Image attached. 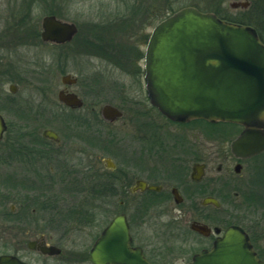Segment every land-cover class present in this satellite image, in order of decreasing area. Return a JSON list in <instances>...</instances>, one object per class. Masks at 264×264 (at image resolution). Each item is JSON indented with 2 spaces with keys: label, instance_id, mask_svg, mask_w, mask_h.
Returning <instances> with one entry per match:
<instances>
[{
  "label": "flooded vegetation",
  "instance_id": "flooded-vegetation-1",
  "mask_svg": "<svg viewBox=\"0 0 264 264\" xmlns=\"http://www.w3.org/2000/svg\"><path fill=\"white\" fill-rule=\"evenodd\" d=\"M153 1L156 3L151 0L100 1L94 4L95 13L88 18H84L87 16L85 12L79 13L80 20L67 19L66 15L65 19H62L57 14H45L54 15L74 26V33L64 42L41 38V22L45 15L41 17L39 24L30 19L23 20L25 24H37L39 41L48 47L59 49V52L56 56L50 55L49 65L34 61L35 70H32V73L34 79L42 85L38 88L43 98H40L37 104H32L31 114H24L23 106L11 96L0 92V115L6 125L0 139V150L4 155L3 161L10 166L14 164V169L8 176L6 174L0 188V257H5L1 259L0 264H94L89 258V251L103 229L118 214L124 215L128 227V245L131 248H139L151 264H188L194 254L210 250L215 237L221 235L229 225H237L247 233L255 256L264 261V232L238 224H229L224 228L211 225L210 212L200 215L197 210H193L196 216L190 222V225H206L210 228L209 232L203 234L189 225L193 236L179 232L176 238L180 236V239L175 243L164 241L159 232L149 229L151 224L161 222L162 216H145L146 213L134 216L132 209L129 210L128 201L122 198L114 206L113 214L102 220V209L110 211L111 207L110 201L102 200L101 196V124L113 123L124 116L129 128L136 133L135 150L141 152L139 158L143 161L142 164L133 162V165L139 168L140 174L132 175L128 190L132 194H145L144 200L148 202V208L149 204L172 200L178 208L173 219L179 223L185 214V210L181 208L183 202L198 200L202 208L217 210L222 201L218 194L221 192L222 196L227 195L224 190L227 174H221L224 170L223 163L216 165L218 175L213 176L215 159L212 151L203 150L197 155L198 138L192 120L172 121L149 101L144 80L145 47L153 27L167 16L164 8H161L164 0ZM249 3L248 1L247 5ZM193 7L202 11L196 6ZM202 12H212L219 18L223 17L218 11ZM19 41L9 44L8 47L13 50L14 46L15 49L22 45L23 42ZM36 42H33V45H37ZM24 43L30 45L32 40ZM2 46L0 45V48ZM3 58L4 55H0V84L10 77L9 72L16 76L19 68L17 54L9 66L5 65ZM76 63L83 64L82 67H77L80 74H85L84 68L87 66L88 73L91 74L88 81H85V77L80 79L75 73L66 71L68 65ZM56 65L62 73L59 79L62 86L57 89L55 102L49 100L48 96H51L54 90L51 86V72ZM103 68L133 76L142 85L144 97L126 99L124 109L109 102L99 105L96 100L86 104L83 95L72 87L80 86L88 96L100 95L101 86L97 84V80ZM65 75H69V80L74 81L65 82ZM8 92L15 95L17 85L10 83ZM60 92L64 95L75 94L82 104L67 105L59 99ZM103 104L118 108L122 115L114 120L104 119L100 113ZM86 105L87 113L82 114L80 111ZM49 107H56L61 111L50 112ZM7 110L16 116L15 119H24L25 122L29 119L32 124L28 126H32V131L23 132L21 129L24 124L15 125L10 122L6 117ZM76 112L80 113L75 114ZM45 122L51 125H45ZM167 123L189 125L190 130L181 131L176 136H166ZM238 126L237 132L228 140V150L223 153L234 162L235 173L240 172L244 162L264 152L246 158L235 157L230 152L229 143L241 131L242 126ZM47 129L53 131L55 137L45 135L44 130ZM105 159V168L114 171L115 163L112 161L115 167H108ZM235 165H240L238 171H235ZM87 175L92 177V189L80 196L71 194V186L89 182L85 179ZM217 179H220V185L223 187L212 189V184ZM122 180L124 183L121 185L126 186V180L122 178L121 182ZM137 180L157 188L131 191L130 188ZM117 181L113 176L107 180L110 183L106 186L107 190H113V195L109 198H115L117 195ZM208 196L215 197L220 206L202 204L201 200ZM175 199H178V202ZM160 211L165 213L163 209ZM151 217L155 221H150ZM213 227H218L220 232L215 234ZM197 236L201 238L200 243ZM183 237L190 240V248ZM6 257L14 259L9 260Z\"/></svg>",
  "mask_w": 264,
  "mask_h": 264
},
{
  "label": "water",
  "instance_id": "water-1",
  "mask_svg": "<svg viewBox=\"0 0 264 264\" xmlns=\"http://www.w3.org/2000/svg\"><path fill=\"white\" fill-rule=\"evenodd\" d=\"M247 4V0L228 2L231 8ZM41 26V38L55 42H64L75 31L72 24L54 15L43 16ZM69 78L65 75V82L74 81ZM144 80L150 103L168 119L236 123L242 129L230 141V152L237 158H246L264 151V42L253 27L220 19L193 6L177 9L151 30L144 53ZM59 99L70 106L82 104L71 93L60 92ZM100 113L106 120L122 115L109 104H103ZM5 128L0 115V139ZM44 134L55 137L48 129ZM105 161L108 167H115L111 159ZM239 166L235 165V171ZM145 188L157 187L137 180L130 190ZM201 203L220 206L212 196L203 198ZM190 226L203 234L210 231L206 225ZM213 232L218 234L220 229L213 227ZM128 241L124 215L118 214L93 243L89 258L94 264H151ZM4 258L0 257V261ZM188 264L264 261L255 256L247 233L237 225H229L215 237L210 250L194 254Z\"/></svg>",
  "mask_w": 264,
  "mask_h": 264
},
{
  "label": "rangeland",
  "instance_id": "rangeland-1",
  "mask_svg": "<svg viewBox=\"0 0 264 264\" xmlns=\"http://www.w3.org/2000/svg\"><path fill=\"white\" fill-rule=\"evenodd\" d=\"M100 1H110V0H0V45H3L0 48V55H4L3 62L6 66H9L15 54H17L18 62V73L16 76L9 72L10 77L5 79L3 83L0 84V92L4 95H9L11 98H14L15 101L21 105L24 114H31L32 104H37L40 98H43L41 92H39L40 83L34 78L32 70L34 69V61H38L43 65H49L51 62L50 55L56 56L59 52V49L54 47H48L43 42L37 40V45H33V42L29 45L22 43V45L17 46L11 50L8 45L20 40L16 38L17 34L14 33L16 28L23 24V20L30 19L31 21L40 22V19L43 15L48 14L49 10H54L57 12V15L65 19H81L79 13L85 12L88 18L91 14L95 13L94 4L99 3ZM232 0H164L162 2L161 8H164L166 15L172 12V10H177L185 6H196L202 11H209L210 9H217V11L224 17L230 18H239L245 16V13L249 11L252 4L251 1L246 7L242 8H231L228 6V2ZM151 2L156 3L151 0ZM66 4V6H65ZM80 18V19H79ZM29 27L32 24H27ZM20 42V41H19ZM28 42V41H27ZM83 64L76 63L75 65H68L66 71L72 72L75 76L80 79L88 81L90 73H88L87 66H85V74H80L78 68L82 67ZM78 67V68H77ZM53 75L51 77L52 83L51 86L54 87V90L51 96H48L49 100L57 101L56 92L57 89L62 85L60 83V75L62 74L57 65L55 69L51 72ZM87 77V78H86ZM10 83H15L17 85L16 96L8 92V86ZM97 84L101 86L100 95L93 97L88 96L85 91L80 88V86H73V90H78L81 95H83L86 104L90 101H97L100 105L101 103L109 102L113 105L120 106L121 108L126 107V99L134 98L141 99L144 97L142 85L139 84L138 80L133 76L121 74L119 72L104 69L101 74L98 75ZM98 106V105H97ZM88 106L86 105L80 112L82 114L87 113ZM50 112L61 111L56 107H49ZM76 112L75 114H79ZM65 112H63L64 114ZM6 117L10 122H13L15 125L18 123L24 124V127L21 129L24 131H32V124L29 119L25 122L24 119L21 121L15 119L16 116L12 115L11 111L6 112ZM126 116L122 119H118L113 123H104L101 124V136H102V152H101V182L102 184V200L110 201V211L107 209H102V220L104 221L109 216L113 214V208L118 202L119 199H125L128 201L129 210L132 209L134 216L142 215H159L162 216L161 222L157 221L153 225L151 224L150 230L152 232H159L161 238L168 243H175L180 239L176 238L178 233L187 234L193 236L189 228L190 222L195 218V213L193 210H197V213L200 215L210 212V222L211 225H218L220 227H226L229 224H238L242 226H251L253 229L264 232V152H261L257 156L251 158L244 162L242 169L239 173L233 171L234 162L224 152L228 150V140L232 137L231 134H228L226 129H229V126H226L223 129H212L206 128V125L203 123H196L192 126L195 127L197 131V155L199 156L204 150H210L213 153V158L215 159L212 169L213 176H217L216 165L219 162L223 163L224 170L221 174H227V180L224 181V190L227 193L226 196H222V193L218 195L222 197L221 207L217 210L202 208L198 200L192 201L191 203L185 201L181 204V208L185 210V214L181 222L177 223L174 218L177 207L176 204L171 200L164 201L160 203L149 204L146 202L145 194L139 193H130L128 190L129 184L132 182L133 174H140L139 168L133 165L134 161H137L142 164V159L139 158L141 152L136 149L134 141H136V133L129 128V123H126ZM44 124V123H43ZM54 124V123H53ZM45 125H51L49 122H45ZM190 126H183L182 124H172L167 123L165 127L166 136H176L181 133V131H188ZM221 128V127H220ZM227 140V141H226ZM2 150H0V188L3 185L4 179L12 172L14 169V164H7L3 161ZM12 157V156H11ZM142 157V156H141ZM105 158H110L116 165L114 171H110L109 168H105L103 160ZM4 162L6 164H4ZM8 162V161H7ZM4 165V166H3ZM86 174V171L84 172ZM93 174V172H90ZM116 178L118 186L117 195L115 198H109L113 195L112 192L107 190L109 182L112 176ZM124 178L126 180V186L123 184ZM85 184L71 186V194H87L89 189H92L93 185L92 177L88 175L85 176ZM107 184V185H106ZM223 187V186H222ZM220 179H217L212 184V189H221ZM76 188V189H75ZM108 196V197H107ZM151 203V202H149ZM157 204V205H155ZM165 213H162V210ZM147 211V212H145ZM144 216V217H145ZM150 221H155L152 217ZM144 225V224H143ZM147 222L145 226H147ZM181 228V229H179ZM172 232V233H170ZM191 232V233H190ZM176 233V234H175ZM188 235V236H189ZM182 237V236H181ZM187 240L188 237H183ZM198 242L200 243L201 238L197 236ZM187 240V246L189 247ZM190 248V247H189Z\"/></svg>",
  "mask_w": 264,
  "mask_h": 264
},
{
  "label": "trees",
  "instance_id": "trees-1",
  "mask_svg": "<svg viewBox=\"0 0 264 264\" xmlns=\"http://www.w3.org/2000/svg\"><path fill=\"white\" fill-rule=\"evenodd\" d=\"M251 1V8L249 11L245 13V16L239 17V18H230V17H221L227 21L235 22V23H242L249 25L253 27L257 34L259 35L260 39L264 42V0H250ZM212 11L217 12V10L210 9ZM174 10H172L173 12ZM47 13H53L57 14L56 11L54 10H49ZM29 27L27 24L23 23L20 24L14 31L15 34H17L15 37L20 38L21 42H27L29 40L32 41H37L39 40V31H38V26L37 24L35 25H30ZM192 123H203L206 125V128H209L210 130L214 131V129H223L226 126H229V129H226L228 131V134H233L237 132L238 130V125L235 123H228V122H216V123H211L208 121H205L203 119H194L192 120ZM221 127V128H220ZM103 185V184H102ZM216 210V209H215Z\"/></svg>",
  "mask_w": 264,
  "mask_h": 264
}]
</instances>
